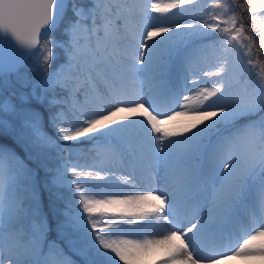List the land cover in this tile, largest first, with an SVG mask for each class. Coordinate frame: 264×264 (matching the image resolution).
I'll list each match as a JSON object with an SVG mask.
<instances>
[{"label":"snow or ice","instance_id":"obj_1","mask_svg":"<svg viewBox=\"0 0 264 264\" xmlns=\"http://www.w3.org/2000/svg\"><path fill=\"white\" fill-rule=\"evenodd\" d=\"M245 4L256 38L233 0H0V45L18 46L0 60V264H77L65 247L81 264L264 261V0ZM13 82L27 91L5 96ZM81 142L97 164L71 163ZM112 161L158 186L116 183Z\"/></svg>","mask_w":264,"mask_h":264},{"label":"rangeland","instance_id":"obj_2","mask_svg":"<svg viewBox=\"0 0 264 264\" xmlns=\"http://www.w3.org/2000/svg\"><path fill=\"white\" fill-rule=\"evenodd\" d=\"M77 3L79 4H83L84 6H89V0H77ZM208 3L209 0H201V6L199 11L200 12H205V11H210L211 9H209L208 7ZM239 5H241L242 10L244 12V14L246 13L248 15V12L246 11L247 5L245 4V0H240ZM239 5H237V7H239ZM239 12V11H237ZM156 15V14H153ZM238 15H240L238 13ZM72 18V13H71V6H69L68 11L66 12V19L65 22L62 23L60 25V27L54 32V34L52 36H50L48 39L54 41L57 45L61 44V43H66L68 40L67 35L65 34V28H66V23L68 19ZM176 19L178 21L181 20H188L191 19V15L188 16H178L176 17ZM250 29L252 30V33L254 34V38L255 37V33L253 31V26L251 23ZM258 46V44H257ZM53 52H54V59L51 62V65L49 66V71H55V70H59L66 61V55H65V51L63 48L57 46L53 48ZM27 68L24 69V71L27 72L28 76H30L32 79H38L43 75L42 69H41V63H40V59L38 56H32L28 62L26 63ZM254 78V77H253ZM205 83L208 84L210 86V81H208L207 79L205 80ZM22 92V91H27L26 89H22L20 87L19 84L13 82V84L11 85V87H9L7 89V91L5 92V96H7L8 94H10L11 92ZM34 107H40L38 105H33ZM40 110L44 112L45 115V127L47 129V131H49V133L52 132L51 128L47 127V112L46 110H44L42 107L40 108ZM87 138H85L86 140ZM62 143H66V142H62ZM73 144L75 145L76 142H73ZM17 151L20 153L21 156H24V152L21 150ZM49 166H54L56 161L55 159H50L48 161ZM71 163L73 164H79L82 166H88V165H93V164H97L98 163V159H97V155L96 153L92 150V145L86 142H81L77 147L73 148V156L71 157ZM122 165V167L125 169V175H132L130 172V168L132 170V173L134 171L131 163L126 162V161H119V164L116 163V161H112L111 163H109L107 165V167H109L111 169V171L113 172L114 176L113 179L116 183H120L121 181L118 179L119 177H122V173L119 172V165ZM34 166V165H33ZM39 180L40 183L43 185L44 181H45V173L43 171V169L39 170ZM97 183H101V182H97ZM47 196L48 198V193L46 191L43 192V195ZM48 202V199H47ZM60 207H63V205H60ZM144 223H148L147 221H145ZM185 223H187V221H185ZM236 227V231L233 227L232 231V235H231V239L228 238H224L223 236H221L222 239L219 240L218 246L216 248V251L218 252H229L234 245L236 244V239L239 235V227ZM247 227L250 229L252 227L251 223L247 224ZM149 231H152L151 229ZM157 232H159V229L156 230ZM221 234V233H220ZM52 237L55 238V233H52ZM219 238V237H217ZM65 252L68 256H70L74 261H77V264H81L80 262V258L78 256H75L73 254V252L68 248L65 247ZM264 263V261H262ZM224 264H228L226 261L224 262Z\"/></svg>","mask_w":264,"mask_h":264},{"label":"bare ground","instance_id":"obj_3","mask_svg":"<svg viewBox=\"0 0 264 264\" xmlns=\"http://www.w3.org/2000/svg\"><path fill=\"white\" fill-rule=\"evenodd\" d=\"M5 45L7 46H12V45H15V42L14 41H11L10 43H4ZM9 61V60H7ZM5 61V62H7ZM43 111V110H42ZM117 164H119V161H116ZM119 172L122 173L123 176H126L125 175V169L122 167V165L120 164L119 166ZM130 172L132 174V170L130 168ZM133 180H134V183L136 184L137 187H143V188H148V187H156L158 186L157 184L155 183H152V184H149V182L147 180H144L140 177V174L138 171H133ZM162 187V185H159ZM164 228H167L168 225H164L163 226ZM229 229H226L222 232H220L222 234V236L224 238H228L229 237ZM191 235V234H190ZM219 235V234H218ZM219 242V241H218ZM7 259V257L5 256V260ZM228 264H264L261 260H241V259H234V260H231V261H226Z\"/></svg>","mask_w":264,"mask_h":264},{"label":"water","instance_id":"obj_4","mask_svg":"<svg viewBox=\"0 0 264 264\" xmlns=\"http://www.w3.org/2000/svg\"><path fill=\"white\" fill-rule=\"evenodd\" d=\"M16 45L7 46V45H0V60H3L4 62L7 60H11L13 58V48H15ZM8 62V61H7Z\"/></svg>","mask_w":264,"mask_h":264},{"label":"trees","instance_id":"obj_5","mask_svg":"<svg viewBox=\"0 0 264 264\" xmlns=\"http://www.w3.org/2000/svg\"><path fill=\"white\" fill-rule=\"evenodd\" d=\"M233 1H234V4H235V9H236V11H239L238 13L242 17V19L244 21V24L246 26V29L249 28L251 26V23H250V20H249V15H247L246 13L244 14L241 5H239L240 0H233ZM237 5H239V7H237ZM9 143H11V142L9 141Z\"/></svg>","mask_w":264,"mask_h":264}]
</instances>
